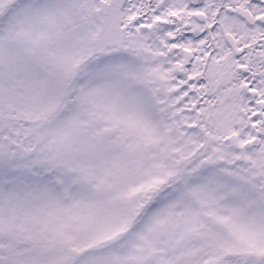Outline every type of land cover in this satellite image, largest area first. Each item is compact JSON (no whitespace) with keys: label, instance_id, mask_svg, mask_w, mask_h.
<instances>
[{"label":"snow or ice","instance_id":"1","mask_svg":"<svg viewBox=\"0 0 264 264\" xmlns=\"http://www.w3.org/2000/svg\"><path fill=\"white\" fill-rule=\"evenodd\" d=\"M0 264H264V0H0Z\"/></svg>","mask_w":264,"mask_h":264}]
</instances>
